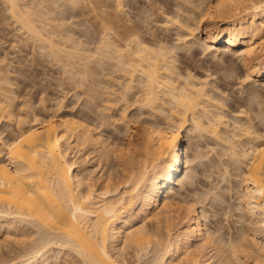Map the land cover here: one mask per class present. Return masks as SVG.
<instances>
[{
	"label": "bare ground",
	"instance_id": "bare-ground-1",
	"mask_svg": "<svg viewBox=\"0 0 264 264\" xmlns=\"http://www.w3.org/2000/svg\"><path fill=\"white\" fill-rule=\"evenodd\" d=\"M3 1L9 18L23 35L36 41L38 48H48V55L59 57L57 61H62L65 69L70 66L67 72L89 68L92 57L100 68L109 64L113 73L118 72L125 80L118 84V100H129L126 96L131 92L137 97L133 101L131 98L129 105L136 103L135 107L150 110V115L143 117L144 125L136 126L133 123L138 118L126 114L129 105L123 107L121 117L128 116L129 120L123 122L127 138L122 144L105 137L97 123L63 115L60 104V109H44L45 115L35 112L29 120L19 119L15 131L11 128L12 136L4 135L0 127V241L11 239L20 243L22 250L19 260L12 264H74L72 257L79 264H129L125 256L129 248L138 264L150 251L147 264H216L213 255H217L219 264H264L250 257L253 250L264 252V133L258 129L264 126V108L256 110V87L248 88L246 96L237 99L245 106L235 114L240 120L228 122L224 102L210 94L215 88L208 87L207 76L199 80L188 68L180 72L174 57L176 48L184 47L187 52L198 37L205 43L204 51L211 49V54L226 64L227 71L233 69L237 57L245 70L243 79L264 81V0H187V4L183 0L188 6L183 8L179 2L183 9L176 8L182 13L177 12L176 17L164 14L168 16L164 29L175 26L177 32L176 44L170 46L161 31H142L127 13L121 16L119 13L126 10L122 0ZM83 3L89 5L88 11H94L90 12L99 25L96 40L87 36L83 42L72 36L71 26L77 22L70 18L87 9H83ZM102 6L113 11H103ZM69 40L70 45L66 44ZM91 43L93 49L88 47ZM191 53L193 56L195 50ZM4 75H0V81H4ZM99 90L96 87L95 92ZM5 98L8 101L10 96ZM9 102L0 101V118L4 112L7 117L11 115ZM248 110L257 113L255 124L247 116ZM158 113L164 116H160L162 123L150 118ZM185 132L195 139L207 132L222 141L227 159L238 170L239 210L253 230L249 243L248 236L240 232L237 238L234 234L217 236L207 227L206 212L198 209L196 201L176 191L179 185L192 184L194 167L201 158L198 153L189 156L191 146L183 143ZM89 153L95 164L88 169L84 160ZM109 155L117 160L119 179L100 163ZM248 227L243 226L242 232L246 233ZM161 228L166 231L165 238L159 234ZM30 235L36 236L25 245Z\"/></svg>",
	"mask_w": 264,
	"mask_h": 264
},
{
	"label": "rangeland",
	"instance_id": "rangeland-1",
	"mask_svg": "<svg viewBox=\"0 0 264 264\" xmlns=\"http://www.w3.org/2000/svg\"><path fill=\"white\" fill-rule=\"evenodd\" d=\"M110 1H109V3H110ZM122 1L127 7L125 6V9H126L125 13L124 12L119 13L121 16L122 15L125 16L127 13V15H129L131 20L137 21L141 25L140 29L142 31H147V32H150V31L154 32L155 31V33L156 32L158 33L161 31L164 35H167V37H166L167 38L166 39L167 45L170 46L172 44H174V45L176 44L175 40H177V39H175V38L177 36V32L174 31V30H176V28H175V26L170 27V25H169L168 28L164 29L165 25L168 26L167 24H165L166 23L165 19L168 16L167 15L165 16L164 14H171L173 17L175 14L177 15L178 13H182L181 11L178 12L179 10L177 11V9H179V7H180L181 8L180 10H182L184 7H187L188 5H185V4H187V0H186V2H184L185 0L184 1L183 0L182 1H180V0H164V1L163 0H153V1L152 0H132V1L131 0H122ZM179 2L181 4V6H183V8L180 6V4L177 5V3H179ZM3 3H5V2L3 0H0V58H1L0 59V72H1L0 75L5 74L4 76H6V78L4 79V81H2L3 79L0 81V101H1V103L4 102L3 104H5V102L8 103L9 101H11V102H9V103H11L10 104L11 106L9 105V107H10L9 109L12 110V113L9 117H7V113H5V112L3 114H1L2 118H0V127L4 129V130L1 129V130H3L4 135L6 134L7 136H9V135L12 136L14 134V133L11 134V132L15 131L14 128L17 125L19 119L22 118V120L23 119L29 120V119H31L32 115L35 112H36V115L37 114H39L40 116L45 115L44 111L46 109L52 108V109L56 110L55 108H59V106L57 104H60L62 106V108L60 106L61 109L60 108L59 109L62 110V113H64L63 115L69 114V116L73 115L74 117H76L78 119L80 117V119H82V120L91 121L95 124L97 123V125H99V129L101 130V133L105 137L108 136L107 138L109 140H113L116 144L117 143L122 144L124 142V140H126V138H127L126 137L127 133H125L124 124H125L126 120H129V118H128L129 115L131 118H138L137 119L138 122L133 123L134 125H136V126H138V124L144 125V122H143L144 118L143 117L146 114H148V116H149L150 110L147 107L146 108L135 107L136 103L135 104L131 103L130 105L133 104V106L130 107L129 103L131 101L135 100L137 97L136 96L137 94L134 95L131 92H129L130 94H127V96H126V98L129 97V100L127 99L129 102L127 100L122 101V99H119L120 101L118 100L119 91H117V90L121 89L120 88L121 87L120 82H122L124 79H122V77L119 78L118 72L115 71L113 73V71L111 70L112 69L111 65L107 64V65H104V67L101 66V68H100V65H98L96 63L95 59H93V57H92L91 60H89L91 62L89 63V61H88L89 66H87L90 69L89 68L85 69L86 67L84 69H81L82 67L81 68L79 67L81 70H78L75 67L78 72H75L76 70L74 69L75 71L73 73L77 74L78 77H77V75H74L71 72H67L66 69H68V67H70V66L67 65L68 67H66V69H65V67H63L64 65H61L62 61H60V60L57 61V58L59 59V57H57L56 55H54L55 56L54 57L53 54L48 55V53H49V51L47 53L48 48H44V50H43V48L42 49L38 48L36 41L34 43L32 38L30 40V39H28L29 37H27L26 35H23V33L17 27L16 23L13 22V19L9 18V15H8L7 10L5 8L6 5L4 6ZM83 4L85 5V7H84V5L82 6L83 9H85L89 6L86 3H83ZM81 5H79L80 8H81ZM102 7L106 8V9H104ZM102 7L100 9H102L103 11H106V10H107V12L113 11L110 9V7L107 8L108 6L107 7L102 6ZM90 8H91V6H90ZM88 9L89 8H87L86 10H83L85 12L82 11V14H79L77 17L70 18V19H72L73 23L77 22L78 26L77 25L74 26L72 24L71 27L73 29L72 36L73 37L75 36L78 41L82 40L83 42H85V40L87 39V36H92L96 40L97 35L99 34L98 33L99 32V27H98L99 25L96 23L97 20L96 21L94 20L95 18L93 17L94 16L93 13H91L94 11L90 10L91 11L90 12V11H88ZM109 9H110V11H109ZM185 9H184V11H185ZM187 9L189 10V8H187ZM188 10H186V11H188ZM86 11L88 14L86 13ZM145 12H147V14ZM151 12H152V14H151ZM144 13L146 16L144 15ZM185 14H186V12H185ZM182 15H181V18H182ZM134 16H137V17H134ZM174 17H176V16H174ZM181 18H179V19L182 20ZM183 18H184V16H183ZM162 24H164V26H162ZM16 27H17V29H16ZM87 33H88V35H87ZM92 33H93V35H92ZM99 35H98V38H99ZM23 36H25L24 40L27 39V41L23 40ZM182 38H183V41H185L186 38H184V37H182ZM179 39H178V41L182 42V40L181 39L179 40ZM197 40H195V44L194 45L192 44L193 46L191 45L190 50L187 52H185L186 49L184 47H183V49L180 47L176 48L177 50L175 51L174 57L176 58L177 68L180 70V72H183V73L185 71H187V68H188V70L191 71L195 77L196 76H197V78L200 77L199 80L200 79L202 80V78L207 76L205 79L209 82L208 87L209 88H212V87L215 88V89L211 90L210 94H212V95L216 94L214 97L220 98L219 100L221 102H224L223 105L225 108H223V112L225 111L224 115L226 117L228 116L227 121L232 123L233 120H235V119H236L235 121H237V119L240 120V117L235 115V114H237L236 113L237 110H240V107L243 105H241L239 102H237V99L245 97L246 96L245 92L248 88L254 89V87H256L255 91H257V93H256L257 96H255L256 99H254V100L257 101V99H258V102H259V103L256 102L257 104H259V105L256 104V107H257L256 110H258L259 106L261 108H264V81L262 79H259V80H253V82H252L248 78L243 79V78H245V70H244V67L241 65L242 63H240V61L237 57H235V63L233 64V65H235V67L232 65L233 69L231 70V67H229L228 69H230V70L227 71V69H226L227 66L224 67L226 64L223 63L222 61L220 63L219 62L220 59H218V58L216 59V56L214 54H211V49H207V50L205 49V51H204L203 47H205V43L203 41H201L198 37H197ZM178 41H177V43H179ZM68 43L71 44V40L66 42V44H68ZM70 44H68V45H70ZM83 44L84 43H82V46L85 47L84 46L85 44L84 45ZM93 46L94 45L91 43L88 47H92L91 49H93ZM192 50H195V54L193 56L191 53ZM62 54H60L59 56H61ZM63 55L65 56V54H63ZM64 56H62V57L65 58ZM95 64L98 66L96 67ZM63 68L65 70H63ZM91 68L96 75L93 74V72H91V73L89 72V71H92ZM224 68H225V70H224ZM111 71H112V73H111ZM68 73H71L72 77ZM91 74H92V76H94V75L95 76L92 78ZM227 74H228V76H226ZM76 77H77V79H76ZM78 78L79 79L83 78V80H85V81L87 80L89 82H87V81L85 82V81L81 80V83L80 82L78 83V81H80V80H78ZM90 78H91V80H90ZM241 79H242V81H241ZM93 80H95V82ZM119 80H121V81H119ZM97 81H100V82H97ZM90 82H92V83H90ZM124 82H125V80H124ZM87 83L88 84L90 83L92 86L90 84L88 85ZM95 83H97L98 85L100 84L99 86H100V89L102 91L99 90V88H98L99 86H95L96 85ZM118 84H120V85L118 86ZM213 84H214V86H213ZM85 86H88V87H85ZM93 86H95V87L92 88ZM96 87H97V90H99L100 92H95ZM87 89L90 92H87L88 91ZM103 91H104V93H103ZM106 91H109L111 93L106 92ZM73 93H74V95H73ZM6 95L8 96V99L10 96V99L8 101H6L7 100L5 98ZM89 96H91V97H89ZM115 96H116V98H115ZM117 96H118V98H117ZM110 97L113 99V101ZM106 98L110 99V100H107ZM133 98H135V99H133ZM85 99H86V101H85ZM130 99H131V101H130ZM58 100H59V102H58ZM60 101H61V103H60ZM87 101H89V103H87ZM72 105L73 106L75 105V107L73 108ZM128 105H129V108L127 107V109L125 111L128 116H126L127 118L125 119L124 117H121V116H123L122 114H124V113H122V110H123L124 106H128ZM254 105H255V103H254ZM64 106H65V108H64ZM78 107H80L79 110H78ZM260 107H259V109H260ZM137 108H140V110ZM243 108H245V106H243ZM119 109H120V111H119ZM263 111H264V109H263ZM71 112H72V114H70ZM141 112H142V114H140L138 117L137 114L141 113ZM254 112L255 111H253L251 113V111H249V110L247 111V113H248L247 116H249L251 118V120H252V118L254 119L252 121V123H254V121H258V117L255 116V114H257V113L256 112L254 113ZM143 113H145V114H143ZM104 114H105V116H104ZM156 115L157 114H152L150 118L155 119V121L156 122L158 121V123H162L163 118L160 116H163V114L158 113V115L157 116ZM255 118H257V119H255ZM141 119H143V120H141ZM123 122H124V124H123ZM256 125L258 126V122ZM259 126H260V124H259ZM12 127H13L14 131L11 129ZM263 127L264 126L258 127L259 132L264 133V130H262ZM260 130H262V131H260ZM206 133L203 135V137L195 139V137L191 138L193 135L192 133L185 132V134L183 136L185 138V140L183 143L186 144V142H187L191 146L190 149L188 150L189 156L196 155L198 153L201 158L198 159V161L196 162V165L194 167L195 168L194 169L195 175L193 176L194 179L192 180L193 181L192 184L188 185L189 187L187 185H183L182 187L179 185L180 187L177 186L176 191L181 193L182 195L185 194L184 196L186 197L187 200L192 201V202L196 201V206L198 207V209H200V207H201L203 209V211L206 212L207 227L210 230L216 231L217 236L219 235V237L222 236L224 238L228 237L229 235L232 237H234V235H235L236 238L239 237L240 235H242L244 237L248 236L246 238V240L249 243L250 238L253 237V233H252L253 230L251 229V226H250V228L248 227L250 224L248 222L246 223V219L242 213V209L239 210V208L241 206H240V202H239L237 194L239 195L238 189H240V187H239V184L237 181L238 176L236 175V173H238V170H237V168H235L236 167V166H234L235 164H233V162L231 163L230 160L227 159L228 157L225 153V149L223 147V144L221 145L222 141L221 140L219 141V139L217 140V138H215V137H214L215 138L214 139L213 136L210 137L211 135L209 133L208 134H206ZM189 138H190V141H188ZM242 140H243V142H245L246 139H242ZM238 143H240V142H238ZM81 151H83V149ZM81 151H78V153L80 154ZM83 153H84V151L82 152V154ZM91 154L90 153L87 154L88 156L86 155V159L84 160L85 166L88 169H89V167L91 168L92 164L93 165L95 164V162L93 160H90V158H91L90 156L93 157V154L92 155ZM82 157L79 158L78 160L81 161ZM101 158H103V157H101ZM107 158L110 160V162H109V160H107ZM107 158H106L107 161L105 160V158L101 159L100 163L103 164L102 166H103L104 170L107 169V170L111 171V173H113V174L115 173L116 176L114 174V177L117 178L119 176V174H117V173L121 172V171H119L120 170L119 166H116V165H118L117 160L114 159L112 156L110 157V155ZM113 160H114V162H113ZM114 164H115V166H114ZM224 166H226V167H224ZM113 170H115V171H113ZM119 178H120V176H119ZM119 178H117V179H119ZM228 180H229V182H228ZM204 194H205V197L203 196ZM197 195L199 196V198ZM201 196H203V198ZM198 199H201V201ZM226 209H227V211H226ZM241 213H242L243 217H241L242 216V215H240ZM246 224H247V226H246ZM241 225H242V228L240 227ZM243 226L248 227L247 229L249 231L247 230V231H245L246 233H243L242 232ZM149 227L153 228L154 224L149 223ZM28 230L30 232L32 230V228H28ZM161 230H162V228H161ZM159 232H160L159 234L162 235L161 236L162 238L166 235L165 230H162ZM218 232H219V234H218ZM248 232H250V233H248ZM236 234H238V235L236 236ZM243 234H247V235H243ZM35 236L30 235L29 236L30 239L28 238L25 240L26 242L28 241L27 243L25 242V245H27L28 243L30 244V242L33 240V238ZM257 238H259V236ZM3 239H5V238H3ZM0 240H1V238H0ZM3 241L5 243H3ZM3 241H0V243H1L0 244V264H12V263L18 261L20 254H21V251H22L20 248V243L18 245L17 242L14 243V241H11V239L10 240H3ZM132 250L133 249L129 248L128 252L127 251L125 252L126 259L128 260L129 264H136V263L138 264V262L134 261L136 256H135L134 251H132ZM256 251L257 250L252 251V253H254V252L255 253L254 254L251 253V255H252V256H250V257H252L251 261L253 258L254 259L257 258L259 260L264 261V252L259 251V250H258V252H256ZM151 253L152 252L150 251L149 254L144 256V258L142 257L139 260V262H140L139 264H145L146 262L148 263V260L151 257L150 256ZM212 258L214 259L212 262L219 264V263H217V259H218L217 255H215V256L213 255ZM71 261L74 264H76V263L79 264V262H77L78 260L76 257H74V258L72 257ZM248 261L251 262L250 258L248 259ZM134 262H136V263H134ZM244 263L245 262H243L242 264H244ZM55 264H59V263L56 262Z\"/></svg>",
	"mask_w": 264,
	"mask_h": 264
}]
</instances>
